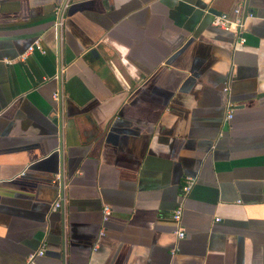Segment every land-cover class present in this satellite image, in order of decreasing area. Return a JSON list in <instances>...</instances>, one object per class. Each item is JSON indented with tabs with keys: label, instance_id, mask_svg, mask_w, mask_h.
Here are the masks:
<instances>
[{
	"label": "crops",
	"instance_id": "0c3cea01",
	"mask_svg": "<svg viewBox=\"0 0 264 264\" xmlns=\"http://www.w3.org/2000/svg\"><path fill=\"white\" fill-rule=\"evenodd\" d=\"M61 1L0 0V264H264V0H67L58 60Z\"/></svg>",
	"mask_w": 264,
	"mask_h": 264
},
{
	"label": "built area",
	"instance_id": "2783aa9c",
	"mask_svg": "<svg viewBox=\"0 0 264 264\" xmlns=\"http://www.w3.org/2000/svg\"><path fill=\"white\" fill-rule=\"evenodd\" d=\"M66 1L67 0H63L58 4L54 5L53 7V21L51 24V30H52L53 41L55 44V53L58 60H59V50L63 44V27H64V18H65V8L67 6ZM232 12L234 16L233 18H229L226 13L213 14L210 20V24L222 30L229 31L233 35V37H235V40L238 43H243L245 41V38L243 36L244 20L246 18H251L253 15L251 12H244V14H241L239 8L237 7L234 8ZM34 50L38 51L40 54H43L45 52L44 48L41 46L39 37L35 38L26 47L25 51L19 54L16 58L14 59L3 58V62L5 64H11L15 61L23 62L26 56L32 53ZM63 68H64L63 65H61L59 62L58 74H60L63 71ZM222 90L226 91L227 87L224 86ZM60 98H61L60 88L55 89L52 92V99L55 101H60ZM232 111H233L232 104L230 102H227L223 116V121L228 122L231 119ZM59 179L60 176L58 174H55L54 180H59ZM193 183H194V179L192 177L187 176L184 178L180 186L181 198H184L187 195ZM64 201H65V196L61 189L57 194L56 199L51 205V210L59 209ZM181 211H182L181 204H178L175 208L171 210V216H170L173 224L175 225L173 230V235L177 240L183 238L184 236V230L180 225ZM109 215H110V208L106 205H102L101 220L102 221L106 220ZM101 233L102 232H100V234ZM43 254H44V243L42 242L36 250L27 254V256L24 258L23 264H34L35 258L42 256Z\"/></svg>",
	"mask_w": 264,
	"mask_h": 264
}]
</instances>
